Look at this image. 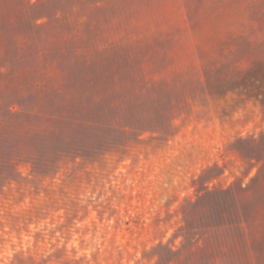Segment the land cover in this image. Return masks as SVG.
Masks as SVG:
<instances>
[{
  "label": "rangeland",
  "instance_id": "374dc122",
  "mask_svg": "<svg viewBox=\"0 0 264 264\" xmlns=\"http://www.w3.org/2000/svg\"><path fill=\"white\" fill-rule=\"evenodd\" d=\"M0 264H264V0H0Z\"/></svg>",
  "mask_w": 264,
  "mask_h": 264
}]
</instances>
